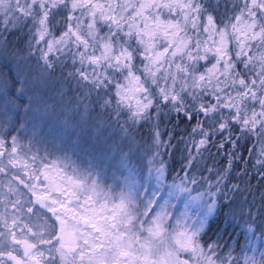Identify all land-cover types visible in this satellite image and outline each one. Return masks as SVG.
<instances>
[{"label": "snow or ice", "instance_id": "6c2138e0", "mask_svg": "<svg viewBox=\"0 0 264 264\" xmlns=\"http://www.w3.org/2000/svg\"><path fill=\"white\" fill-rule=\"evenodd\" d=\"M0 264H264V0H0Z\"/></svg>", "mask_w": 264, "mask_h": 264}, {"label": "trees", "instance_id": "16d2710c", "mask_svg": "<svg viewBox=\"0 0 264 264\" xmlns=\"http://www.w3.org/2000/svg\"><path fill=\"white\" fill-rule=\"evenodd\" d=\"M3 71L7 72L8 69L5 68L3 69ZM183 129L184 126L180 125L179 128L175 129L176 134L179 135L183 131ZM177 159H179V154H177ZM252 182L254 184L256 183L255 180H253ZM224 211L227 210L225 209ZM257 223H259V221H257ZM216 226L219 227L218 236L222 237L221 243L227 242L229 244H232L235 240H239L241 243H245L241 228L236 226V221H233L231 217L225 219L223 212L221 213L220 218L217 220ZM216 226H214V230ZM257 235H259V233H257Z\"/></svg>", "mask_w": 264, "mask_h": 264}, {"label": "rangeland", "instance_id": "374dc122", "mask_svg": "<svg viewBox=\"0 0 264 264\" xmlns=\"http://www.w3.org/2000/svg\"><path fill=\"white\" fill-rule=\"evenodd\" d=\"M59 154V153H58Z\"/></svg>", "mask_w": 264, "mask_h": 264}]
</instances>
